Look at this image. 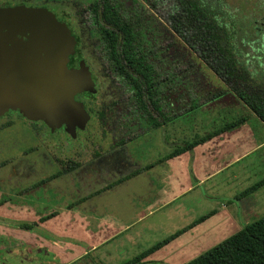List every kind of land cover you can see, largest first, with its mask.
Masks as SVG:
<instances>
[{
    "label": "rangeland",
    "instance_id": "374dc122",
    "mask_svg": "<svg viewBox=\"0 0 264 264\" xmlns=\"http://www.w3.org/2000/svg\"><path fill=\"white\" fill-rule=\"evenodd\" d=\"M23 0H0V4L17 3ZM29 3L55 4L68 14L70 24L75 27L79 38V50L84 57H95L102 51L100 35L87 27L88 6L99 0H25ZM215 1V0H211ZM263 0H220L225 11L233 15L246 34L240 32L236 42L242 39L247 44L243 50V59L248 60L247 68L256 80L264 83V36L258 35L254 29L264 19ZM57 16L55 7H47ZM161 4L157 3L152 13L160 20ZM58 17V16H57ZM83 27L80 34L79 23ZM86 22V23H85ZM246 23H251L248 27ZM243 30V32H244ZM264 31V28L261 32ZM179 42V41H178ZM181 44V43H180ZM185 56L191 58L200 76L196 84L200 97L185 98L182 107L178 106L174 120L156 130L136 131L131 136L127 151L136 161H128L131 169H137V175H132L128 182L136 179L134 186L142 188L145 179L143 174L154 168V178L159 186V198L152 202L136 199L131 196L134 188L123 189L114 195L118 199L105 201L101 196L97 206L109 204L110 208L101 210L117 222L118 226L130 224V230L118 236L104 247L87 250L84 256L89 264H126L142 252L157 243L167 239L177 231L184 229L197 219L211 214L203 222L193 226L188 232L170 241L153 253L143 258L144 264H186L206 250L219 244L230 235L241 230L264 216V186L251 194L237 199L246 189L264 179V126L243 107L235 98L223 96L213 100V96L227 87L206 67L201 59L189 51ZM95 59V58H94ZM185 83L192 84L196 74L185 71ZM191 92V90H188ZM113 87L105 85L100 95L89 104L94 119L88 125V134L81 140L98 144L106 150L112 146L120 133L114 125H100L97 114L103 108L109 107L114 99ZM117 100L125 99L122 92L116 90ZM114 92V93H116ZM116 101V100H115ZM193 107L195 109L191 110ZM106 112L105 115H111ZM246 116L248 120L233 130L213 137L199 145L194 151L177 154L171 162H166L169 156L182 151L184 144L192 142L195 137H201L213 132L220 126ZM170 117H174L170 115ZM109 119H111L109 117ZM105 130L101 136L99 130ZM129 136L125 137V141ZM126 150V149H125ZM118 149V153L127 158V151ZM166 162V163H165ZM142 173V174H140ZM146 174V173H145ZM143 191H150L149 188ZM156 191V188H154ZM127 196V197H126ZM121 197V198H120ZM107 199L106 197H104ZM120 198V199H119ZM101 202V204H99ZM113 202V203H112ZM64 204V203H63ZM87 205H82L85 209ZM99 210V209H98ZM49 218V217H45ZM35 217L30 216H0V221L6 224H31ZM77 214L69 217H58L49 223L56 240L71 241L79 246L91 245L105 239L106 233L99 231L93 221L83 223ZM108 260V261H107ZM102 263H101V262Z\"/></svg>",
    "mask_w": 264,
    "mask_h": 264
},
{
    "label": "trees",
    "instance_id": "16d2710c",
    "mask_svg": "<svg viewBox=\"0 0 264 264\" xmlns=\"http://www.w3.org/2000/svg\"><path fill=\"white\" fill-rule=\"evenodd\" d=\"M169 1L173 6L168 29L152 13L156 6L154 0H99L89 7L91 26L100 35L102 44L101 63L118 77L122 92L131 93V102L125 103L120 112L125 129L134 125L136 130H156L174 120L180 106L175 105L176 87L180 82L177 67L192 66V59L185 56V51L196 54L227 87L213 96V100L230 94L264 126V83L254 78L248 71V60L242 58L247 44L242 39L236 42V38L240 32L246 33L237 19L222 8L220 0ZM176 37L182 38L181 44ZM185 70L189 71V68ZM197 88L201 90L199 86ZM189 89L184 87L185 98ZM197 95L200 97L199 92ZM247 120L246 116H239L211 133L195 137L168 159L189 152ZM262 186L264 179L246 189L237 199ZM210 215L197 219L126 264H144L143 258ZM33 226L23 224L25 229ZM186 264H264V216Z\"/></svg>",
    "mask_w": 264,
    "mask_h": 264
},
{
    "label": "flooded vegetation",
    "instance_id": "af4514ba",
    "mask_svg": "<svg viewBox=\"0 0 264 264\" xmlns=\"http://www.w3.org/2000/svg\"><path fill=\"white\" fill-rule=\"evenodd\" d=\"M154 1L156 4H161L162 13L159 21L168 29V17L173 2ZM18 5L45 8L59 22L66 25L75 40L74 54L68 58L67 68L77 70L80 62H83L90 74L93 91H83L74 96V100L82 104L88 120L83 129L76 128L73 133H69L64 125L51 129L42 120L27 119L18 110H8L0 115V216L40 218L79 215L81 212L96 213L97 201L101 200L103 193L114 186L126 183L130 176L137 175V169L132 170V165L125 161H136L127 151L129 148L127 143H131V136L141 130H136L134 125L126 130L123 124L125 120L120 115L125 108L124 104L131 102V93L122 92L118 77L101 63L102 55L99 52L95 54V59L82 55L75 27L70 24L68 14L62 7L55 4L47 5L43 2L29 3L23 0L13 4H0V8ZM91 5L87 10L89 13L87 27L93 30L89 12ZM48 6L57 9L58 17L47 8ZM222 8L226 7L222 5ZM261 10L264 11V8ZM253 24L260 25V27L255 26L254 29L263 37L264 31H261L264 28V19L261 23L254 21ZM77 27L80 28V34H83L81 22L79 26L77 24ZM176 40L179 41L178 43L182 42V38L176 37ZM190 61L192 63L190 67L183 65L177 67L180 82L176 87L178 91L176 106L183 104L184 87H189L191 90V92L188 91L187 98L193 96L198 99V90L195 87L199 86L196 80L200 73L194 61ZM186 68L197 76L195 81L192 80L191 85L188 82L185 83ZM105 85L113 87L112 95L116 101L113 100L109 107L99 111L97 119L101 126L114 125L120 137H116L113 145L103 150V147L98 144L88 145V142L81 140V136L88 134V125L94 119L89 104L95 101ZM116 90L124 95L123 101L117 100ZM106 112L112 113L106 116ZM99 132L101 136L105 135L104 129ZM127 136L129 138L125 141ZM119 148L126 149L127 158L118 153ZM82 205H87L86 209H82ZM100 207L103 209L105 205L102 203Z\"/></svg>",
    "mask_w": 264,
    "mask_h": 264
},
{
    "label": "water",
    "instance_id": "95a60500",
    "mask_svg": "<svg viewBox=\"0 0 264 264\" xmlns=\"http://www.w3.org/2000/svg\"><path fill=\"white\" fill-rule=\"evenodd\" d=\"M75 40L45 8H0V115L18 110L51 129H83L88 115L74 96L93 91L83 62L67 68Z\"/></svg>",
    "mask_w": 264,
    "mask_h": 264
},
{
    "label": "crops",
    "instance_id": "0c3cea01",
    "mask_svg": "<svg viewBox=\"0 0 264 264\" xmlns=\"http://www.w3.org/2000/svg\"><path fill=\"white\" fill-rule=\"evenodd\" d=\"M195 148H193L192 151H194ZM172 159L173 158H167L166 162H171ZM149 172L150 174L148 175V171L145 172L146 174L144 173L141 178L145 179V176L148 178L151 175L146 179V183H143L142 188L139 189L134 186L135 183H138L136 179H134L131 180V182L127 181L126 183L114 186L112 189H108L107 187L108 192L102 194V196L105 195L104 197L107 199L104 197L101 199H104L106 202L118 199V196L116 197L114 195L115 193L120 192L125 188L132 191L131 188H134V191H132L133 194H131L133 202H136V199L152 202L155 197L159 198V186L156 185L154 178V168H151V171ZM147 188H149L150 191H143ZM154 188H156V191H154ZM99 204H101V202H99ZM103 205H105V208L103 209L101 207L99 208L100 205L97 206L96 213L81 212L77 215L84 220L83 223L87 224L88 221H93L96 224V228L99 229V231L102 230L101 233L105 232L107 234L105 239L95 244V246H92V244L79 246L71 241L56 240V238H54L55 234L49 227V223L55 221L58 217L65 216L60 215L49 218L37 217L32 221L31 224H34V226L31 229L23 228V224L25 223L18 224L15 222V224L9 225L6 224V222H3L2 224L0 221V264H89V262L86 263L87 261L84 259L87 250H92L95 247L96 249L104 247L118 236L124 234V231L130 230L131 228L130 224L118 226L115 220L105 217L109 216V214L103 213L101 210L108 209L110 206L109 204L104 203ZM69 216L71 215L66 217Z\"/></svg>",
    "mask_w": 264,
    "mask_h": 264
}]
</instances>
